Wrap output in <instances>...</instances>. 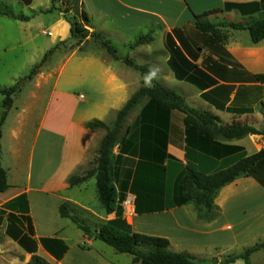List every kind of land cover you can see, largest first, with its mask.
Segmentation results:
<instances>
[{
	"label": "crops",
	"instance_id": "obj_1",
	"mask_svg": "<svg viewBox=\"0 0 264 264\" xmlns=\"http://www.w3.org/2000/svg\"><path fill=\"white\" fill-rule=\"evenodd\" d=\"M5 1H17L27 7H33L35 0H31L30 3L29 0H0V2ZM59 2L62 3V0ZM226 3L246 5L261 3V0H81L91 23L96 27L91 29L105 33L108 37L130 39L132 34L139 32L147 24L155 25L160 31L164 30L165 39L172 36L175 50L182 52L186 62L203 72L200 75L189 69V64L184 65L182 61H179L182 67H188V76H193L195 81L179 80L173 70L172 82L177 81L189 86L183 95L177 93L183 96L191 107L217 117L221 125L248 123L264 131V40L259 44H254L248 31L221 28L223 34L227 36L224 42H218L209 35H203L202 46L196 48L193 43H184L179 36L186 26L195 27L194 15L224 9ZM101 6L107 8V11L96 10ZM53 7L55 10L58 8L52 5L47 8L46 12H50ZM218 14L221 18L231 19L235 16L236 20L211 21L212 23L238 22L250 26L264 19V10L256 11L247 6H243L241 11L236 9ZM27 19L30 21L29 18ZM42 33L54 37L51 42L52 49L62 40L71 37V25L60 12V17L54 23L52 31ZM90 38L91 36L76 48L61 68L47 105L41 113L28 160L24 161L27 166L22 163L24 160L22 144L25 129L29 126V119L25 117L28 111L22 110L16 114L14 128L11 132L13 146L10 148V156L14 162L13 168L6 165L2 146V165L7 172L10 185L5 193L0 194V218L2 219L0 225L5 226L2 239H16L14 234H9L7 231L15 227L23 232L22 235L26 234L31 239H37L39 243L40 239L56 238L67 245L64 238L58 236L57 233L51 236L38 233L39 224L43 225L48 218L46 215L40 216L35 213L37 196L43 198V202L49 200L54 203V209L59 214L58 220L62 222L68 219L60 216V207L64 204L76 206L78 208L76 211L82 215H88L94 220V225L88 224L86 220L69 209L71 214L84 220L92 229H98L104 223L117 221L135 232L134 225L137 220H141L142 217L155 216L156 223L168 224L172 229H179L183 232L182 237L185 241L181 242L179 249H187L198 257L212 256L216 253L217 264H223V261L228 259L224 260V251L221 249L224 248L226 251L228 246L234 245L235 241L232 240L240 239L244 229L251 230L263 225L259 237H264V186L255 177L240 178L220 191L215 200L217 215L213 220L200 219L194 204L168 209L173 204L174 183L184 169L190 168L204 175H211L264 149L262 137L248 136L242 140L226 142L229 145L242 147L243 152L224 159L208 157L188 148L185 115L178 111H173L170 118L168 154L172 158L165 163L167 168L165 210L154 214H135L131 217L132 219L128 216L124 203L130 200L135 206V196L131 193V187L139 162L137 157L130 155H124L120 162L117 213L108 215L99 202L98 192L93 191L92 187L95 180L97 188L96 176L81 185L74 187L69 185L71 177H83L95 168L97 150L106 135L103 130L87 129L86 124L98 120L112 127L114 120L108 121L109 117L111 115L117 117L119 111L138 91L142 78L138 72L124 62L115 60L106 52V56L105 54L96 56V54L87 53L76 59L73 67L66 71L77 54L84 50ZM155 52H162V50ZM258 77L261 80H256ZM88 80L93 84V88L96 87V92L93 96L78 94V89L82 88L84 83H88ZM144 104L145 102L132 113L134 117L128 120V125L133 123ZM31 111L35 110L31 109ZM3 139L4 134L1 141ZM38 146H41L43 156L39 163L37 162L36 173L34 171L35 154ZM55 148L56 153L52 154V149ZM94 152H96V158L92 159ZM119 152V147H116L114 154L117 156ZM255 207L262 212L261 220L245 223L239 214ZM10 215L13 216L10 218ZM229 217L234 218L236 223L229 224ZM29 223L34 234L29 231ZM188 227L198 228L197 232H194V237L193 231ZM236 228L240 230L236 232ZM227 232H233L231 235H234V238L225 239L223 236ZM208 236L215 237V239H206ZM157 237L167 239L169 235L162 234ZM85 238L88 239L89 245H93L96 241L95 238L86 235ZM191 238L195 242H192ZM171 245L172 243L170 247ZM68 254L69 247L67 254L59 264L64 262ZM241 261L243 260L239 259L231 264H243Z\"/></svg>",
	"mask_w": 264,
	"mask_h": 264
},
{
	"label": "trees",
	"instance_id": "obj_2",
	"mask_svg": "<svg viewBox=\"0 0 264 264\" xmlns=\"http://www.w3.org/2000/svg\"><path fill=\"white\" fill-rule=\"evenodd\" d=\"M53 4L60 0H52ZM29 3L31 0L28 1ZM73 2L69 0L68 3ZM2 6L0 2V7ZM243 6L252 7L253 10H264V0L261 3H250L246 5L226 3L224 9H217L205 12L201 15H194L195 28L202 35H209L218 42H224L227 36L221 28H230L239 31H248L254 44L264 40V19L255 22L250 26L242 23H221L215 24L208 20L213 14L220 12H231L240 10ZM53 7L52 10H54ZM71 10L61 12L69 13ZM51 12V11H50ZM0 15L11 19L27 21L23 16H17L11 12L0 9ZM81 22H70V40L82 44L90 36L100 41L109 54L117 61L124 62L128 67L146 74L148 68L139 66L130 58L121 57L114 44L107 40L102 33H90L87 29L91 19L85 10L81 12ZM151 35L140 36L131 46L132 49L144 46L153 42ZM168 45L172 43L170 51L174 54L171 57V66L179 80L189 82L195 81L193 76H188L187 68L182 67L178 62L182 61L189 69L203 74L196 66L186 62V58L180 50H175L172 36H168ZM66 43V42H64ZM59 45L51 49L37 64L31 74L22 79L16 86L0 90L4 96L2 104L3 111L0 116V194L5 193L10 185L7 172L2 165V127L7 120L10 110L13 108V96L21 90L24 81H31L38 74V71L47 62ZM181 63V62H180ZM256 80H261L260 77ZM141 112L131 125L128 120L132 113L143 103ZM173 111L185 115L186 144L188 148L198 151L214 159H224L244 151L242 147L229 145L227 143L242 140L248 136L262 137L264 131L249 125L248 123H233L221 125L218 118L210 113L197 110L191 107L186 99L174 90L167 89L153 80L151 87H144L138 90L119 111L116 122L112 127L105 123L93 120L86 124L89 130H103L106 132L97 150V158L94 161L95 168L88 171L83 177L73 176L69 179V185L74 187L83 184L96 176L98 199L108 215L118 212V191L117 183L119 176L120 162L124 155L137 157L138 167L131 187V193L135 196V211L138 215L154 214L166 209L167 191V168L165 163L172 158L168 154L170 118ZM227 142V143H226ZM116 147H119V155L114 154ZM264 149L257 154L245 157L237 163L211 175H204L193 169L186 168L177 177L173 188V204L168 207H183L194 204L199 212L208 215L209 220L216 217L215 200L222 189L233 184L243 177H255L263 186L264 178ZM261 176V177H262ZM60 216L71 220L78 229L86 236L100 240L113 248L117 253L128 254L133 257V264H196L194 256L187 253H174L168 251L170 241L163 237L150 236L132 232L122 222L104 223L98 229H92L84 220L71 214L68 205L64 204L59 209ZM13 215H10V218ZM34 232L33 229L30 231ZM19 231L14 234V239L26 252L32 254L27 264H50L44 258L36 255L37 242L28 235H22ZM29 243V244H28ZM41 245L49 254L57 260H62L68 252L67 245L60 239L44 238L40 240ZM142 246L155 248L153 252L141 250ZM264 249V242L248 249L243 255L229 257L223 264L235 263L243 259L246 264H251L250 257L255 252Z\"/></svg>",
	"mask_w": 264,
	"mask_h": 264
},
{
	"label": "rangeland",
	"instance_id": "obj_3",
	"mask_svg": "<svg viewBox=\"0 0 264 264\" xmlns=\"http://www.w3.org/2000/svg\"><path fill=\"white\" fill-rule=\"evenodd\" d=\"M68 1L69 0H62V3L57 1L55 3L58 7L57 10L54 9L51 10V12H46V10L54 5L52 0H35L33 7H27L23 3H19L17 1L1 2V10L11 12L17 16L29 18L30 21L15 20L0 15V90L16 86L22 79H25L31 74L33 68L37 64L43 61L46 54L51 50V42L54 37L46 36L42 32L52 31L54 23L60 17V12L71 10L67 14L62 13L66 20L72 23L82 21L81 11L84 10V5L81 4V0H73V2L70 3H68ZM96 10L99 12H105L107 11V8L101 6L97 7ZM235 18V16L231 17V19L221 18L219 14H215L211 16V18H208V20L212 22L220 20L229 22V20H236ZM107 27H110V25H107ZM91 28L96 27H94L92 23L88 25L87 29L91 34L102 33L100 31H94ZM165 33L166 32L164 30L160 31L155 25L152 26L147 24L144 25L139 32L137 31L135 34H132L130 39L108 37L105 33L103 35L107 40L111 41L114 46H116L121 57L130 58L138 65L147 67L148 69L153 67L158 69L157 78L154 79V81L167 89H173L183 95L184 91H186V88L189 86L185 83H179L177 81L175 83L172 82L173 68L170 60L174 54L169 49V47H172V43L168 45V40L165 39ZM144 35H151L154 38L153 42L132 49L131 46L135 43V41H137L140 36ZM179 36L184 43H193L196 48L201 47L203 44V35L192 25L186 26L185 30L181 31ZM165 43L167 44L165 45ZM58 45V49H56L55 52L49 56L47 62L38 71V74L33 78V80L22 82L20 92L13 96L14 105L10 110L11 114L9 112L10 116L8 115L9 117H7V123L5 122L6 124L4 123L2 127L4 139L1 141V145L3 146L5 152V162L9 168H13L14 166L13 158L10 156V148L13 146L11 132L14 128V119L16 114L18 111H28L27 114H25V117L29 119V126L25 129V137L22 144L24 152V160L22 163L24 166H27L26 162L36 135L40 121L39 119L41 117V113L47 105L48 98L55 86L56 79L70 55L81 44L77 45V42L72 41L69 38L62 40ZM160 50H162V52H155ZM105 52L109 54L100 41L91 37L84 50L77 54L76 58H74V61L69 65L66 71L73 67L76 59L83 57V55L87 53H93L96 54V56H104L105 54L106 56ZM138 73L142 76L141 83L138 85V90H140L146 86L144 85V74H141L140 72ZM95 92L96 87L94 86L93 88V84L90 80H88V83H84L82 88H79L77 91L78 94H84L85 96H93ZM4 99V96L0 94V116L3 111L2 104ZM31 109H34L35 111H31ZM133 117L134 115H131L129 121L130 119L132 120ZM116 118V116L112 115L109 117L108 121L111 120L110 122H112L114 120L112 126L115 124ZM55 153L56 148L52 149V154ZM42 156L43 150L41 146H38L35 154L34 171H36V173L37 162L39 163ZM95 158L96 152L92 153V159ZM25 160L26 162H24ZM261 176L262 175L260 174L259 178H264V176ZM92 187L93 191L97 192L95 180L92 183ZM37 197L38 198H35V213L40 216L46 215L48 218V221L43 222V225L39 224L38 233L40 235L45 234L47 236L57 233L58 236L64 238L69 247V254L62 264H133V257L131 255L117 253L113 248L100 240H96L93 242V245H89L88 239L85 238V234L78 229L71 220L68 219L63 222L58 220L59 214L58 211H55L54 203H52V201L44 200L45 202H43V198L40 196ZM69 205L70 206L68 207L72 210V212L86 220L88 224L94 225V220L88 217V215L84 214V216L80 214V212L76 211V209H78L76 206L71 204ZM261 215L262 212L258 207L242 211L241 215L239 214L245 223L258 221ZM198 217L200 219H207L208 215L198 211ZM14 219H16V217ZM131 219H129V221H131ZM0 221L2 222L1 218ZM229 222V224L236 223L232 217H229ZM134 226V230L137 233H145L150 236L162 234L169 235L170 239H168L169 237L167 239L170 243H172L169 251L174 253L190 254L196 258V264H217V259H215L216 253L212 254V256L204 255L203 257H198L193 254L194 252L191 253V251L189 252L187 249H179L178 246L181 242L185 241V238L182 237L183 232L179 229H172L171 225L159 222L156 223L155 216H148L145 218L142 217L141 220L136 221ZM261 226L263 227V225ZM261 226L251 230L244 229V233L243 235L241 234L240 239H236L237 241L235 239L232 240L235 241L234 245L228 246L226 251L224 248L221 249V251H224V260L229 257L243 255L248 249L256 246L257 244L263 243L264 237H259L261 236L259 235L262 229ZM32 229L33 228L29 223V231H32ZM189 229L193 231L192 235L194 237V232H197L198 228L190 227ZM238 230H240V228L235 229L236 232H238ZM7 231L9 234H18L20 230L14 227L13 229L9 228ZM4 232L5 226L0 225V264H27L31 260L32 254L26 252L24 248H22L14 239H2ZM232 233L233 232H227V234L223 237H225V239H232L234 238V235H231ZM32 234H34V232ZM255 236L257 238H255ZM213 238L215 239V237L211 236L206 237V239ZM191 239L192 242H195L193 238ZM203 239H205V237ZM35 241L37 242L36 255L44 258L50 264H59L61 260L55 259L43 246H39L41 244L39 243V240L35 239ZM141 250L145 252H153L155 251V248L142 246ZM250 261L251 264H264V250L254 253ZM241 262L246 264L244 260Z\"/></svg>",
	"mask_w": 264,
	"mask_h": 264
},
{
	"label": "clouds",
	"instance_id": "obj_4",
	"mask_svg": "<svg viewBox=\"0 0 264 264\" xmlns=\"http://www.w3.org/2000/svg\"><path fill=\"white\" fill-rule=\"evenodd\" d=\"M157 74H158V69L154 67L150 68L148 72L144 75V85L146 87H151L153 80L157 78Z\"/></svg>",
	"mask_w": 264,
	"mask_h": 264
},
{
	"label": "built area",
	"instance_id": "obj_5",
	"mask_svg": "<svg viewBox=\"0 0 264 264\" xmlns=\"http://www.w3.org/2000/svg\"><path fill=\"white\" fill-rule=\"evenodd\" d=\"M124 208L127 211L128 216L130 218L136 214L135 206L133 205V203L130 200H128L124 203Z\"/></svg>",
	"mask_w": 264,
	"mask_h": 264
}]
</instances>
